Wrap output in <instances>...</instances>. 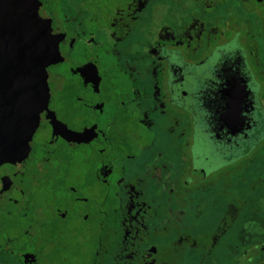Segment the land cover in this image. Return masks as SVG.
<instances>
[{"label": "flooded vegetation", "instance_id": "1", "mask_svg": "<svg viewBox=\"0 0 264 264\" xmlns=\"http://www.w3.org/2000/svg\"><path fill=\"white\" fill-rule=\"evenodd\" d=\"M30 1L0 264H264V0Z\"/></svg>", "mask_w": 264, "mask_h": 264}, {"label": "water", "instance_id": "2", "mask_svg": "<svg viewBox=\"0 0 264 264\" xmlns=\"http://www.w3.org/2000/svg\"><path fill=\"white\" fill-rule=\"evenodd\" d=\"M2 10L0 9V25H6L11 30L12 37L19 39L15 34H19V24L23 8L31 5L30 0H1ZM36 12V11H35ZM37 15V12H36ZM19 142L13 140V133H0V165L17 158L24 150L18 145Z\"/></svg>", "mask_w": 264, "mask_h": 264}]
</instances>
